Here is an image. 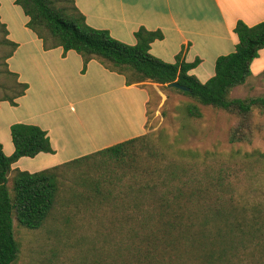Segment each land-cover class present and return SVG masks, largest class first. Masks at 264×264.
<instances>
[{"label":"trees","instance_id":"obj_1","mask_svg":"<svg viewBox=\"0 0 264 264\" xmlns=\"http://www.w3.org/2000/svg\"><path fill=\"white\" fill-rule=\"evenodd\" d=\"M15 4L29 17L26 26L42 39L44 49L74 50L82 56L84 68L96 59L123 75L127 85L150 80L187 95L195 101L184 105L188 117H202L199 104L231 113L236 121L229 131L230 142L252 140L253 113L258 109L264 115V96L232 97L231 93L248 81L251 64L264 49V21L252 26L238 21L235 50L219 56L215 74L202 82L190 73L198 58L188 62L181 50L174 62H167L151 53L152 43L164 38L161 30L141 26L134 33L136 43L130 45L89 25L74 0H15ZM0 28V45L12 49L3 57L6 70L21 87L14 96L0 100L16 105L15 98L25 93L28 84L8 69L6 60L17 43L7 38L1 21ZM172 82L189 90L168 86ZM10 130L14 152L6 155L0 142V264H14L20 252L14 219L26 228L40 229L65 190L76 203L97 201L116 207L110 228L118 237L113 249L117 255L103 264H264V216L238 207L228 182L227 161L213 153L182 149L176 140L162 136L156 141L146 133L29 172L13 169L12 164L24 156L55 153L50 137L32 123L16 122ZM80 163L87 168L79 170L75 181L80 189L63 190L60 173L65 181L68 170Z\"/></svg>","mask_w":264,"mask_h":264},{"label":"rangeland","instance_id":"obj_2","mask_svg":"<svg viewBox=\"0 0 264 264\" xmlns=\"http://www.w3.org/2000/svg\"><path fill=\"white\" fill-rule=\"evenodd\" d=\"M3 4L5 12L10 7V0H3ZM2 39L0 28V41ZM10 50L11 47L0 45V99L14 96L21 89L16 86V77L7 72L4 64L3 57ZM68 67L73 73L72 79L78 83L77 86L80 85L78 89L82 96H87L84 107H80L81 104H75L74 107H18L7 100H0V106L3 107L0 111L1 130H5L7 123L16 120L39 121L41 116L49 122L52 118L58 119L62 124V130L59 131L68 139L65 141L63 138L67 145L66 152L79 157L104 148L106 144L134 136L136 125L133 120H136L137 112L131 96L123 91L117 95L110 91L102 93L104 88L93 75L78 82L73 62ZM21 70L23 78L29 79L34 84V91H37L41 83L38 70V77L29 68L23 67ZM67 82H63V85L66 86ZM151 82L146 80L140 83L150 94L145 134L152 133L156 141L165 136L170 141L176 140L177 146L182 149L202 153L209 151L215 157L226 160V173L229 174L228 182L235 203L245 208L248 214L260 212L264 216V115L258 109L254 110L253 122L256 127L250 142L232 143L229 131L236 121L233 114L199 104L202 117H188L184 105L195 102L191 97ZM67 93L74 100L81 98L79 92ZM44 94L50 92L45 91ZM231 95L264 96V76L247 81L242 87L235 88ZM34 96L32 90L27 99ZM129 101L135 104L132 114L130 110L123 109ZM86 169L83 163L78 168L69 169L68 175L65 174L66 182L63 180V172L60 173L63 190L70 186L78 187L75 181L80 176L79 170L83 172ZM11 184L12 180L9 181V187ZM69 193L68 190L61 192L62 198L58 201L61 203L56 205L40 229L26 228L14 219L15 237L20 245L14 264H103L105 260L110 261L116 257L113 249L118 237L110 228L113 226L111 219L117 217L116 207L97 201L76 203V199L70 200L72 195Z\"/></svg>","mask_w":264,"mask_h":264},{"label":"crops","instance_id":"obj_3","mask_svg":"<svg viewBox=\"0 0 264 264\" xmlns=\"http://www.w3.org/2000/svg\"><path fill=\"white\" fill-rule=\"evenodd\" d=\"M74 1L89 25L108 30L114 38L124 43L134 45L136 43L134 33L141 26L148 30H161L164 38L152 43L151 53L167 62H174L181 50L188 62L198 58L199 64L190 73L195 74L202 82L215 74V63L219 56L235 50L238 37L234 27L238 21L241 20L250 26L264 21V0ZM3 7V0H0V21L6 25L7 38L17 43L16 49L6 62L10 71L18 75V81L28 84L25 93L15 100L18 107H74L75 104L84 107L87 96H82L78 89L80 85L77 86L78 83L72 79L73 73L68 67V64L73 62L74 73L79 77L78 82L93 75L99 79L104 88L102 93L110 91L117 95L123 91L130 95L136 104L137 116L136 120H133L136 133L129 138L145 134L150 101V94L145 86L127 85L123 75L108 70L96 59L90 60L84 68L82 56L74 50L65 52L61 46L44 49L42 39L26 26L29 17L19 5L15 4V0H10V7L5 12ZM23 67L31 69L36 75L38 70L41 83L37 91H34V84L29 79L23 78L21 70ZM251 70L252 75L249 80L264 76V49L260 50L259 56L253 60ZM66 80L69 82L65 86L63 82ZM151 83L163 86L159 83ZM32 90L35 96L29 100L27 98ZM66 90L79 92L81 98L74 100ZM45 91H49L50 94H44ZM134 103L129 101L123 109L130 110L132 114ZM2 109L3 107L0 106V111ZM40 118L39 121L9 122L5 125V130L2 129L4 132L0 128V142L6 155H11L15 150L10 127L16 122L36 124L46 130L55 150V153L41 152L34 157H21L12 164L13 169L36 172L79 157V155L71 156L66 152L65 141L68 139L62 131H59L62 130V124L58 119L52 118L49 122L45 121L43 116ZM112 144H106L104 147Z\"/></svg>","mask_w":264,"mask_h":264},{"label":"water","instance_id":"obj_4","mask_svg":"<svg viewBox=\"0 0 264 264\" xmlns=\"http://www.w3.org/2000/svg\"><path fill=\"white\" fill-rule=\"evenodd\" d=\"M168 86H170V87H176V88H179V89H182V90H186V91L189 90L188 87H186L184 85H181V84H179L177 82H172V83L168 84Z\"/></svg>","mask_w":264,"mask_h":264}]
</instances>
